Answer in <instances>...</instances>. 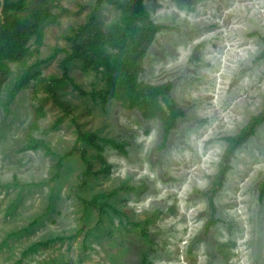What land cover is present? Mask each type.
Wrapping results in <instances>:
<instances>
[{"label": "rangeland", "instance_id": "rangeland-1", "mask_svg": "<svg viewBox=\"0 0 264 264\" xmlns=\"http://www.w3.org/2000/svg\"><path fill=\"white\" fill-rule=\"evenodd\" d=\"M142 1L161 29L137 81L172 85L184 114L168 132L162 99L131 105L116 82L118 8L26 0L48 18L41 41L18 40L34 68L13 99L23 63L0 70V264H264V122L209 208L228 139L264 113V0Z\"/></svg>", "mask_w": 264, "mask_h": 264}, {"label": "trees", "instance_id": "trees-1", "mask_svg": "<svg viewBox=\"0 0 264 264\" xmlns=\"http://www.w3.org/2000/svg\"><path fill=\"white\" fill-rule=\"evenodd\" d=\"M45 2H60L62 0H43ZM103 0H98L102 2ZM114 5L121 11V21L113 29V35L110 36L109 44L120 52V63L116 74V82L124 88V94L131 105L142 104L145 109L154 106V102L162 99L168 111V119L166 123V131H170L174 127L176 120L183 116V111L180 110L170 99V91L172 85H165L153 88H142L138 84V74L141 70L140 61L143 58L147 48L154 41L156 34L161 27L155 25L149 17L142 0H105ZM2 0H0V9ZM29 12L28 16L22 14ZM48 18V9L31 10L26 7V0H3V10L0 15V41L3 46H0V70L8 71V66L5 60H18L23 63V71L17 76L13 82L10 92V99H13L18 92L25 86L29 78V74L33 70V66H27V62L34 55L29 49L25 48V43L18 40H28L35 36L41 41L43 36L42 24ZM33 20V22H32ZM30 25L28 30H22L23 26ZM114 30H119L116 36ZM104 37H98L101 40ZM90 43L87 47L91 51L95 62L99 66H104L107 76L111 79L112 71L110 70L109 58L103 51V44L98 42ZM78 50V49H77ZM78 53V51H76ZM74 52V55H76ZM109 82H112L109 80ZM56 103L70 116L69 108L62 103L53 93ZM264 122L263 115L256 117L252 122L242 130V132L231 139H228L229 147L226 150L221 164V169L217 176V181L210 192L209 208L211 212H215V205L212 196H214L224 185L227 173L231 167V160L235 155L236 150L244 144V142L254 135L259 125ZM77 125V123L75 122ZM78 127V125H77ZM80 136L88 143L92 144L96 138L92 134H83ZM115 148L122 149L112 141H109ZM47 148V145L42 140H31L29 148L37 150L38 148ZM48 150V149H47ZM264 193V186L262 187ZM106 196H100L98 199H105ZM97 200V199H96Z\"/></svg>", "mask_w": 264, "mask_h": 264}, {"label": "water", "instance_id": "water-1", "mask_svg": "<svg viewBox=\"0 0 264 264\" xmlns=\"http://www.w3.org/2000/svg\"><path fill=\"white\" fill-rule=\"evenodd\" d=\"M2 10H3V0H2V7L0 9V15H1Z\"/></svg>", "mask_w": 264, "mask_h": 264}]
</instances>
